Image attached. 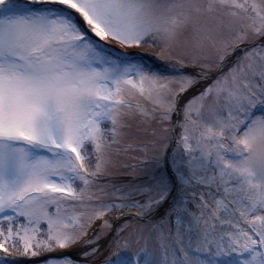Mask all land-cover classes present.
<instances>
[{
    "label": "snow or ice",
    "instance_id": "1",
    "mask_svg": "<svg viewBox=\"0 0 264 264\" xmlns=\"http://www.w3.org/2000/svg\"><path fill=\"white\" fill-rule=\"evenodd\" d=\"M0 264H264V0H0Z\"/></svg>",
    "mask_w": 264,
    "mask_h": 264
},
{
    "label": "rangeland",
    "instance_id": "2",
    "mask_svg": "<svg viewBox=\"0 0 264 264\" xmlns=\"http://www.w3.org/2000/svg\"><path fill=\"white\" fill-rule=\"evenodd\" d=\"M125 51H129L128 49H124ZM131 51H138V52H147V53H150V54H155L156 52L159 51L158 48H148V47H142V48H137V49H131ZM152 127H155V125H153ZM134 129H135V125H134ZM133 129V130H134ZM151 131V129H149V132ZM132 155H135L134 153H130L129 154V159L127 161H125V163H132L133 161L131 160V156ZM111 179L113 180H120V179H130V177H127V176H114L112 177ZM101 251L103 252V247L101 249ZM103 257H101L102 259ZM20 259H25V258H20Z\"/></svg>",
    "mask_w": 264,
    "mask_h": 264
}]
</instances>
